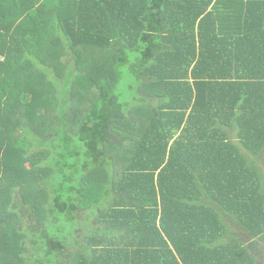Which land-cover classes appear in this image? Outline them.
Wrapping results in <instances>:
<instances>
[{"label":"trees","instance_id":"16d2710c","mask_svg":"<svg viewBox=\"0 0 264 264\" xmlns=\"http://www.w3.org/2000/svg\"><path fill=\"white\" fill-rule=\"evenodd\" d=\"M64 261L264 264V0H0V264Z\"/></svg>","mask_w":264,"mask_h":264},{"label":"rangeland","instance_id":"374dc122","mask_svg":"<svg viewBox=\"0 0 264 264\" xmlns=\"http://www.w3.org/2000/svg\"><path fill=\"white\" fill-rule=\"evenodd\" d=\"M121 162L124 163V160H122ZM83 239H84V237H83ZM67 263H68V261H64L61 264H67Z\"/></svg>","mask_w":264,"mask_h":264}]
</instances>
